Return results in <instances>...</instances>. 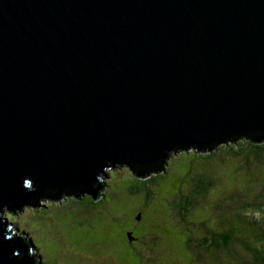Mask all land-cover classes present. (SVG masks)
Here are the masks:
<instances>
[{
    "label": "water",
    "instance_id": "1",
    "mask_svg": "<svg viewBox=\"0 0 264 264\" xmlns=\"http://www.w3.org/2000/svg\"><path fill=\"white\" fill-rule=\"evenodd\" d=\"M243 138L264 143V0H0V264H38L6 211Z\"/></svg>",
    "mask_w": 264,
    "mask_h": 264
},
{
    "label": "rangeland",
    "instance_id": "2",
    "mask_svg": "<svg viewBox=\"0 0 264 264\" xmlns=\"http://www.w3.org/2000/svg\"><path fill=\"white\" fill-rule=\"evenodd\" d=\"M230 149L232 147L228 146L209 153L216 154L209 160L198 155L200 153L172 155L167 162V178L151 187L149 200L145 192L140 194L144 184L137 181L127 167H117L107 169L102 176L101 184L105 189L100 205H95V201L81 203L75 196L64 197L61 202L40 201V208H26L21 213L17 211V215L6 211L5 217L17 231L16 236L23 235L26 241L33 243L38 264H207L204 260L210 262L217 257L223 260L230 251L210 255L194 247L189 252L185 241L191 237V232L195 236L193 246L203 237L208 238L201 224L208 230L216 227L222 215L216 214V208L225 206V199L239 202L240 198H256L247 209L248 215L260 205L264 208V150H254L261 156L258 162L255 156L245 159L243 154L225 152ZM201 178L214 182L217 189L211 191L205 201L200 200V214L183 222L182 234L177 228L181 227L176 222L178 218L173 214V192L180 187V192L190 193ZM136 188L139 191L134 192ZM140 213H144L149 233L144 240L130 241L126 234L134 228L132 221ZM258 218V213L254 214V219ZM146 233L138 232L137 236ZM126 239L130 244L133 242L132 247ZM240 249V245L235 246L232 252ZM192 253L203 261H195Z\"/></svg>",
    "mask_w": 264,
    "mask_h": 264
},
{
    "label": "trees",
    "instance_id": "3",
    "mask_svg": "<svg viewBox=\"0 0 264 264\" xmlns=\"http://www.w3.org/2000/svg\"><path fill=\"white\" fill-rule=\"evenodd\" d=\"M236 143V147L234 146ZM231 143L228 142L227 144H223L218 149L225 147H232L230 151H225L231 154L237 155H245V159L249 158V156H255L254 158L259 162L261 161V156H258L254 153V150H264V143L263 144H255L246 138L242 140ZM248 145L249 147H246ZM246 148V149H245ZM249 149V150H247ZM217 151V150H216ZM214 152V151H213ZM186 153V152H185ZM189 153H197V150H191ZM210 152L200 153L202 157L209 160L216 156V154L212 155L209 154ZM165 172L162 173H151L150 176L146 179L137 178L138 181H141L144 184L143 189L141 192H145L144 196L146 199H150L152 196L151 187L161 181H165L167 178V173L169 169L165 168ZM181 176V175H178ZM159 179V180H158ZM179 179V178H178ZM217 186H215L214 182H211L208 178H201L197 179V182L194 184V190H191L190 193L180 192L181 188L174 190L172 195V207H173V214L174 217L178 218L177 223L181 225L180 228L183 231V222L193 216L199 215L201 210V205L199 204L200 200L208 198L211 196V191L216 190ZM139 191L137 188L134 190ZM180 192V193H179ZM176 194H179L175 196ZM102 197V192H99ZM225 197H229V195L225 194ZM256 198L254 199H247L242 200L239 199V202H229L227 199L224 201L225 206H219L216 208V214L219 213L222 215L218 218V224L212 230H208L204 224H201V228L206 231V235L203 239L198 242L195 246H193L195 240V236L193 237L194 233L191 232V237H188L185 241V247L190 252L191 248L197 247L198 250H205L209 252L210 255H220L222 253L231 252L227 256H223V260H220L218 257L217 260H213L210 262L205 261L207 264H264V208H261V205L254 209L251 214H247L248 207L254 203ZM81 203L84 202H93L95 201L92 196L85 194L84 198L81 197L79 200ZM103 202V199L99 201H95V205H100ZM99 203V204H98ZM264 206V205H263ZM208 206H205L207 209ZM259 215L258 219H254V214ZM210 218V217H209ZM174 219V218H173ZM132 221V220H131ZM213 222V220H212ZM198 230V228L196 227ZM147 227L143 233H146ZM129 232H132L131 230ZM198 232V231H197ZM142 233V234H143ZM142 235L137 239L142 238L143 240L146 238V235ZM128 235L126 234V237ZM135 236V235H134ZM132 236V237H134ZM128 239V237H127ZM126 239V242L132 247L130 241ZM188 245V246H187ZM240 245L242 249L236 252H232L235 246ZM35 247V246H34ZM193 254V253H192ZM194 255V254H193ZM195 261L202 260V257L194 255ZM37 257V256H36ZM38 258V257H37ZM38 260V259H37Z\"/></svg>",
    "mask_w": 264,
    "mask_h": 264
},
{
    "label": "flooded vegetation",
    "instance_id": "4",
    "mask_svg": "<svg viewBox=\"0 0 264 264\" xmlns=\"http://www.w3.org/2000/svg\"><path fill=\"white\" fill-rule=\"evenodd\" d=\"M130 171V173L132 174L133 177L136 178V180L138 181L137 177L132 173V171L130 169H128ZM143 215L144 213H140L138 216H136V218L132 221L134 228L131 230L132 232H128L130 233L132 236L135 235L138 232L143 233L146 227V224L144 222L143 219ZM137 240V238L133 237V241ZM131 244H133V242H131Z\"/></svg>",
    "mask_w": 264,
    "mask_h": 264
},
{
    "label": "clouds",
    "instance_id": "5",
    "mask_svg": "<svg viewBox=\"0 0 264 264\" xmlns=\"http://www.w3.org/2000/svg\"><path fill=\"white\" fill-rule=\"evenodd\" d=\"M103 176V175H102ZM102 176L100 177V181H102ZM44 201V200H43ZM38 259V258H37Z\"/></svg>",
    "mask_w": 264,
    "mask_h": 264
},
{
    "label": "bare ground",
    "instance_id": "6",
    "mask_svg": "<svg viewBox=\"0 0 264 264\" xmlns=\"http://www.w3.org/2000/svg\"><path fill=\"white\" fill-rule=\"evenodd\" d=\"M48 202V201H47Z\"/></svg>",
    "mask_w": 264,
    "mask_h": 264
}]
</instances>
